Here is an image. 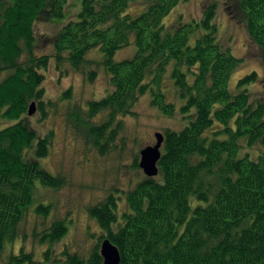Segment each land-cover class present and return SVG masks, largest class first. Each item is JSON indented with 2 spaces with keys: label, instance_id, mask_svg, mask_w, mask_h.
<instances>
[{
  "label": "trees",
  "instance_id": "trees-1",
  "mask_svg": "<svg viewBox=\"0 0 264 264\" xmlns=\"http://www.w3.org/2000/svg\"><path fill=\"white\" fill-rule=\"evenodd\" d=\"M131 1L82 0L77 17L62 25L48 54L37 50L36 20L64 16L68 0H0V72L10 71L0 82L3 114L20 117L36 101L45 116L47 104H52L45 101L43 86L51 58L60 72L65 63L83 68L95 62L87 58L89 51L99 48L98 62L113 88L99 99L70 102L65 113L67 124L87 146L100 154L115 149L124 116L137 114L135 103L148 90L152 105L167 115L176 113V103L162 88L171 60L183 98L179 110L188 119L181 130L164 131L158 163L162 180L158 174L146 175L133 188L117 187L91 203L88 213L100 227L95 242L87 251L65 247L56 254L52 244L66 234L68 221L55 217L46 223L54 203L38 198L36 203L35 189L37 181L59 189L67 183L66 176L24 157L37 135L24 120L1 128L0 250L6 242H25L31 236L49 243L43 254L52 264H102L100 244L109 237L120 250V264H264V102L251 107L246 87L257 72L245 74L238 90H230V77L242 58L218 36L214 19L219 0L206 3L196 25L207 31L194 44L189 35L195 24L180 22L169 30L164 22L180 0H146L137 15L128 11ZM222 1L243 17L249 37L264 56V0ZM132 30L135 55L116 60V52L131 43ZM96 70H86L91 80ZM62 97L71 99V89ZM52 133L38 137L37 156L48 154ZM243 136L250 145L262 146L256 159L249 153L239 156ZM133 163L138 166V155ZM122 198L125 207L120 209ZM31 211L42 218L27 226ZM24 263L42 261L23 244L1 264Z\"/></svg>",
  "mask_w": 264,
  "mask_h": 264
},
{
  "label": "rangeland",
  "instance_id": "rangeland-1",
  "mask_svg": "<svg viewBox=\"0 0 264 264\" xmlns=\"http://www.w3.org/2000/svg\"><path fill=\"white\" fill-rule=\"evenodd\" d=\"M5 1L12 2L13 0ZM208 1L180 0L164 18L167 29L171 30L175 26L177 27L180 22L195 24L189 35L190 43L194 44L197 38L207 31L204 25H196V23H201L204 7ZM81 4L82 0H68L64 16L36 20L35 29L39 40L37 48L39 53H53L54 37L65 22L77 17ZM146 6V0H132L128 11L137 15ZM216 11L214 20L218 25V36L231 47L235 55L242 58L230 77V90L236 92L239 78L251 71H256L258 77L246 84L250 95V105L255 107L259 102H264L263 51L249 37L243 17L242 19L237 17L231 6L227 8L226 4L219 0ZM130 35L131 43L116 52V60L132 58L135 55L137 50L136 31L132 30ZM87 58L95 62L85 64L83 68L65 63L64 70L61 72L55 67L54 58H51V63L45 71L43 86L45 88L44 99L45 101L51 100L52 104H47L45 116L42 115L38 106H36L35 113H25L20 117H9L3 114L4 109L0 110V129L21 118L28 127L36 131L37 135L33 139L32 147H27L24 150V157L37 159L41 166L47 170L66 176L67 183L59 189H51L50 186L39 181L36 183L38 189H35L36 203L38 199L51 200L54 203L50 215L46 218V223L55 217H63L68 221L69 227L66 234L52 244L54 254L61 252L65 247H69L71 251H87L97 239L100 231L96 221L89 215L87 207L103 198L107 193L115 191L117 187L126 190L133 188L142 177L146 176L139 164L138 166L134 165L135 155H138L139 160L140 150L148 144L156 142L155 132H164L167 128L181 130L188 122V119L182 117L179 110L183 98L177 92L175 78L172 74L174 61L171 60L164 72L162 88L167 94V98L176 103V113L167 115L157 106L152 105L151 93L148 90L135 103L134 109L137 114L124 116V125L119 135L120 141L115 149L106 154H100L87 146L67 124L66 109L70 102L85 103L88 99H99L113 88L109 73L98 62L102 58L101 50L99 48L92 49L87 54ZM91 66L97 69L93 80L86 73V70ZM9 73V70L0 72V82ZM69 88L72 98L64 99L62 93ZM48 132H53L49 152L46 156H37L38 137ZM239 142V156L249 153L252 159H256L262 152L261 145H250L244 136L239 139ZM156 177L162 180L163 174L159 172ZM119 202L120 209H123L125 199L122 198ZM196 203L197 200L192 198V204ZM39 218L42 217H38L34 211H31L26 222L27 226H32L38 222L37 220H40ZM23 244L26 250L34 251L35 259L42 261L40 264H52V259H44L43 254L49 243L38 242L31 236L25 242L22 238H17L15 242H6L3 249L0 250V264L7 261L10 254L18 253Z\"/></svg>",
  "mask_w": 264,
  "mask_h": 264
},
{
  "label": "water",
  "instance_id": "water-1",
  "mask_svg": "<svg viewBox=\"0 0 264 264\" xmlns=\"http://www.w3.org/2000/svg\"><path fill=\"white\" fill-rule=\"evenodd\" d=\"M36 112V101H32L28 108V113ZM156 142L148 144L140 150L139 165L143 168L147 176H155L159 173V160L162 155V145L165 140V134L161 131L155 132ZM100 252L103 257L102 264H120L121 253L116 244L109 237L102 240Z\"/></svg>",
  "mask_w": 264,
  "mask_h": 264
},
{
  "label": "bare ground",
  "instance_id": "bare-ground-1",
  "mask_svg": "<svg viewBox=\"0 0 264 264\" xmlns=\"http://www.w3.org/2000/svg\"><path fill=\"white\" fill-rule=\"evenodd\" d=\"M164 133V132H163Z\"/></svg>",
  "mask_w": 264,
  "mask_h": 264
}]
</instances>
